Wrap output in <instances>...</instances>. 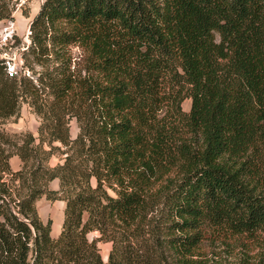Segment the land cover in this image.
<instances>
[{"label": "trees", "instance_id": "obj_1", "mask_svg": "<svg viewBox=\"0 0 264 264\" xmlns=\"http://www.w3.org/2000/svg\"><path fill=\"white\" fill-rule=\"evenodd\" d=\"M31 30L37 81L0 64V123L42 119L0 128V264H201L217 235L264 234V0H45Z\"/></svg>", "mask_w": 264, "mask_h": 264}, {"label": "rangeland", "instance_id": "obj_2", "mask_svg": "<svg viewBox=\"0 0 264 264\" xmlns=\"http://www.w3.org/2000/svg\"><path fill=\"white\" fill-rule=\"evenodd\" d=\"M0 0V5L3 3ZM8 10L10 15L5 20H13L16 27V42L14 44V51L23 50V55L28 51V47L31 45V38L28 37L27 31L31 29V23L34 17L39 13L40 8L45 0H7ZM217 39L219 35L217 34ZM72 52V70L82 67V50L78 47H71ZM13 57L14 55L11 54ZM16 55V54H15ZM61 63V62H60ZM56 64V63H55ZM37 71H43L40 65H35ZM36 80L39 74L32 75ZM37 81V80H36ZM192 100L186 99L182 107L185 111L189 112L191 109ZM42 122L41 117L34 111L33 107L29 103H24L21 113L18 116L11 117L0 123V128L8 133L14 139L21 141L20 138L24 137L26 133H33L36 137L39 136L38 128ZM71 135L75 138L79 132L78 122L75 118L71 120ZM60 145L59 143H56ZM14 157V160L12 159ZM10 162L14 170H18L15 161L21 164V160L14 155ZM15 157L17 160H15ZM19 159V160H18ZM63 162L62 155L57 153L53 157L51 164L56 165ZM6 179H9L6 176ZM96 185V179L92 180ZM51 187L59 188V181L51 183ZM112 194V192L110 190ZM161 206V204H160ZM39 213L44 221H47L49 217L55 219L56 223L65 217L66 202L62 200L52 201L48 200L45 196L37 202ZM159 206H155L149 211V217H154L159 212ZM63 225L60 224L62 228ZM57 227V226H56ZM99 236L98 231L91 232L89 238L91 240L96 239ZM98 246L101 249V254L104 260H108L110 251L112 249L111 242L99 241ZM206 258L202 259L201 264H264V234L259 236L248 235H217L213 241H210L205 251Z\"/></svg>", "mask_w": 264, "mask_h": 264}, {"label": "built area", "instance_id": "obj_3", "mask_svg": "<svg viewBox=\"0 0 264 264\" xmlns=\"http://www.w3.org/2000/svg\"><path fill=\"white\" fill-rule=\"evenodd\" d=\"M27 35L31 38L32 30L30 28L27 31ZM16 36L15 22L4 18L0 19V64L4 66L7 74L11 77H32L25 63L23 55V50L25 49L14 51L17 48L14 47Z\"/></svg>", "mask_w": 264, "mask_h": 264}, {"label": "crops", "instance_id": "obj_4", "mask_svg": "<svg viewBox=\"0 0 264 264\" xmlns=\"http://www.w3.org/2000/svg\"><path fill=\"white\" fill-rule=\"evenodd\" d=\"M16 157H17V156H16ZM16 157H15V160H17ZM17 158H19V157H17ZM12 159L14 160V157H13ZM18 160H19V159H18ZM15 163H16L18 169H20L21 164H19L18 161H15ZM55 181H58V180H55ZM55 181H54V182H55ZM51 218H52V217H51ZM52 219H53V218H52ZM63 222H64L63 217H62V219L60 220L59 223H56L55 219H53L52 235H53L54 237H58V236L60 235L61 230H62V228L60 227V224L63 225ZM56 226H57V227H56Z\"/></svg>", "mask_w": 264, "mask_h": 264}]
</instances>
